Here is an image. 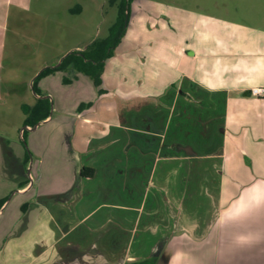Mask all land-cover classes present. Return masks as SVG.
I'll return each instance as SVG.
<instances>
[{"label": "crops", "instance_id": "crops-1", "mask_svg": "<svg viewBox=\"0 0 264 264\" xmlns=\"http://www.w3.org/2000/svg\"><path fill=\"white\" fill-rule=\"evenodd\" d=\"M128 19L102 94L54 72L20 104L52 113L21 111L28 180L0 198V264H264V98L245 94L264 88V30L156 0Z\"/></svg>", "mask_w": 264, "mask_h": 264}, {"label": "rangeland", "instance_id": "rangeland-1", "mask_svg": "<svg viewBox=\"0 0 264 264\" xmlns=\"http://www.w3.org/2000/svg\"><path fill=\"white\" fill-rule=\"evenodd\" d=\"M117 1L0 0L7 31L6 43L0 44L3 56L0 63V179H5V182L0 181V198L5 196L9 201L13 183L28 180V168L18 166L22 161L20 155H24V150L28 153V133L23 137L20 104H30L33 100L34 93L28 84L35 70L57 66L68 52H80L90 43L105 38L116 20ZM156 2L172 11L181 10L189 21L196 14L212 15L264 30V0ZM124 65L130 66L128 61H124ZM73 74L76 73L67 69L58 72L53 79L72 80ZM59 88L56 86L53 90L60 93Z\"/></svg>", "mask_w": 264, "mask_h": 264}, {"label": "trees", "instance_id": "trees-1", "mask_svg": "<svg viewBox=\"0 0 264 264\" xmlns=\"http://www.w3.org/2000/svg\"><path fill=\"white\" fill-rule=\"evenodd\" d=\"M116 1L117 0H112V3H116ZM134 1L137 0H118L116 20L115 23L110 26L107 36L103 39H99L90 43L83 51H72L62 60L58 67L44 68L34 79L31 85L32 91L36 95H40V92L37 90L36 83H38L42 78L53 74L54 72H63L68 69L72 70L74 73L89 77L93 83V87L97 89V93L102 94L103 91L99 89V87L100 84H102L101 75L103 67L105 66V61L113 56L114 49L117 48L121 38L124 35L128 25L130 6ZM67 81L69 80L66 78L63 80V82ZM245 94H249V91ZM21 111L25 115L22 126L33 127L39 122L48 118L50 105L48 99H39L35 101L32 106L22 105ZM25 133L26 130H23V137ZM28 156L29 153H26L24 158L25 163H27ZM86 171L87 170H82V174L84 176H89L92 174L91 171H89V173H85ZM4 202V200H0V208Z\"/></svg>", "mask_w": 264, "mask_h": 264}, {"label": "built area", "instance_id": "built-area-1", "mask_svg": "<svg viewBox=\"0 0 264 264\" xmlns=\"http://www.w3.org/2000/svg\"><path fill=\"white\" fill-rule=\"evenodd\" d=\"M249 94L258 99L264 98V88H251L249 90Z\"/></svg>", "mask_w": 264, "mask_h": 264}, {"label": "water", "instance_id": "water-1", "mask_svg": "<svg viewBox=\"0 0 264 264\" xmlns=\"http://www.w3.org/2000/svg\"><path fill=\"white\" fill-rule=\"evenodd\" d=\"M69 53H71V52H68L62 59H61V61H60V63L62 62V60L69 54ZM60 63H59V65H60ZM56 67H58V65L56 66Z\"/></svg>", "mask_w": 264, "mask_h": 264}]
</instances>
